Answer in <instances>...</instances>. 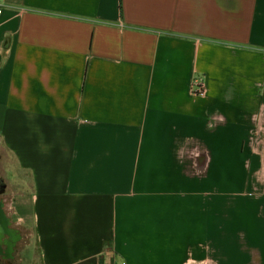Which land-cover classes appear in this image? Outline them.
Here are the masks:
<instances>
[{
  "label": "crops",
  "instance_id": "1",
  "mask_svg": "<svg viewBox=\"0 0 264 264\" xmlns=\"http://www.w3.org/2000/svg\"><path fill=\"white\" fill-rule=\"evenodd\" d=\"M4 2L0 210L34 264H208L232 202L264 227V0Z\"/></svg>",
  "mask_w": 264,
  "mask_h": 264
},
{
  "label": "rangeland",
  "instance_id": "2",
  "mask_svg": "<svg viewBox=\"0 0 264 264\" xmlns=\"http://www.w3.org/2000/svg\"><path fill=\"white\" fill-rule=\"evenodd\" d=\"M8 177L9 172L6 173V167L0 165V183L3 185L1 179L6 180ZM9 194V190L3 187L0 190V200L5 199ZM5 209H9L7 204H5ZM228 209L226 215H223L220 220L222 228L220 232L223 235L216 230L217 233L213 236L217 237L213 238L211 243L204 248L205 256L211 261L208 264H264L263 225L258 223L251 212L239 211L240 207L237 203L228 204ZM5 215L7 216V213ZM15 221L16 219L12 218L9 222V228L14 232L12 235L14 239L28 238L27 227L18 226Z\"/></svg>",
  "mask_w": 264,
  "mask_h": 264
},
{
  "label": "flooded vegetation",
  "instance_id": "3",
  "mask_svg": "<svg viewBox=\"0 0 264 264\" xmlns=\"http://www.w3.org/2000/svg\"><path fill=\"white\" fill-rule=\"evenodd\" d=\"M0 183V190L3 189ZM0 210V264H34L33 256L23 254L28 248V238H16L9 228V219Z\"/></svg>",
  "mask_w": 264,
  "mask_h": 264
},
{
  "label": "built area",
  "instance_id": "4",
  "mask_svg": "<svg viewBox=\"0 0 264 264\" xmlns=\"http://www.w3.org/2000/svg\"><path fill=\"white\" fill-rule=\"evenodd\" d=\"M5 11H6V4L4 0H0V15H3ZM192 93L199 96L205 94L204 88L200 85V82L197 80L194 81V84L192 86ZM121 264H125V263H121Z\"/></svg>",
  "mask_w": 264,
  "mask_h": 264
},
{
  "label": "trees",
  "instance_id": "5",
  "mask_svg": "<svg viewBox=\"0 0 264 264\" xmlns=\"http://www.w3.org/2000/svg\"><path fill=\"white\" fill-rule=\"evenodd\" d=\"M2 185V184H1ZM3 187V186H2Z\"/></svg>",
  "mask_w": 264,
  "mask_h": 264
}]
</instances>
